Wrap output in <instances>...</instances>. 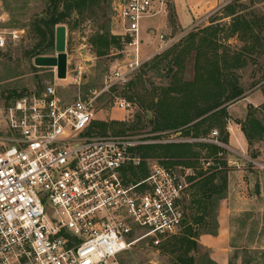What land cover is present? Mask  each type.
Masks as SVG:
<instances>
[{"label": "built area", "instance_id": "obj_1", "mask_svg": "<svg viewBox=\"0 0 264 264\" xmlns=\"http://www.w3.org/2000/svg\"><path fill=\"white\" fill-rule=\"evenodd\" d=\"M170 2L114 0L112 20L125 58L104 74L101 87L91 84L79 64L65 78L55 67L56 79L41 90L30 88L10 102L0 99V264H171L158 257L160 248L184 229L186 196L197 168L142 157L134 149L149 140L101 133L95 124L105 94L113 108H132L113 88L129 83L147 60L141 54L142 20L166 12ZM4 16L0 0V19ZM23 31L8 34L17 39ZM160 37L163 48L168 43ZM7 40L0 30V49ZM57 78L66 81L62 90L69 95ZM181 141L223 147L226 158L219 155L229 169L264 173V159L224 142L218 128ZM201 164L204 169L217 165L212 157L201 158ZM139 254L150 257L139 259Z\"/></svg>", "mask_w": 264, "mask_h": 264}, {"label": "rangeland", "instance_id": "obj_2", "mask_svg": "<svg viewBox=\"0 0 264 264\" xmlns=\"http://www.w3.org/2000/svg\"><path fill=\"white\" fill-rule=\"evenodd\" d=\"M1 1L3 6L4 2L3 0ZM8 2L11 7L15 6L14 0H8ZM113 4L114 0H92L87 6H82L80 10H75L68 20L63 23L67 31V71L72 75L75 73L76 66L83 64L91 84L97 87L102 86L104 74L119 67L120 62L125 58L126 47L124 46L123 38L120 35L119 28L112 20ZM172 4L170 2L167 10L169 19L173 11V8L171 9ZM230 4L236 5L237 13L234 15L223 18L225 15L223 7L222 13L216 11L209 16L211 23L208 25L202 23L182 30H178L176 27H171L169 30L165 29L164 34L167 36L168 44L163 48L160 46L159 50H156L158 48H156L157 43L155 44L154 39L150 41L148 36L147 39L145 37L142 40L141 44V54L143 58L147 59V62L156 54L168 51L174 44L180 42L182 45L186 43L185 39L190 33L201 35L205 31L209 35V40L204 45L205 53L211 61H215L218 64L219 72H221L219 78L224 79L225 88L229 90L232 84H237L245 89L247 95H251L247 98L229 101L226 115L216 114L203 124V126H207L209 123L216 121L214 128L221 129L223 136L230 123H238L242 130L241 122L245 121L250 105L258 108L257 116L264 122V110L261 109L264 103V0H232ZM29 6L31 9L25 16L20 15L15 10H5L3 8L5 16L0 19V30L6 31L8 36L7 45L0 49V81L6 80L8 82L4 87L27 86L34 88L37 87V84L45 85L49 81L56 79L54 66H38L35 64L36 57L30 58L27 54V51L34 46L36 38L31 34L29 25L21 27L20 24L23 21L28 23V18L33 13L43 14L46 4L44 0H30ZM161 17L162 15L159 14L143 19L142 27H144V33L147 32L146 28L148 25L154 24L153 22ZM14 29H23L24 31L19 38L10 39L8 32ZM101 32H108L113 36L119 37L123 45L121 44V47H119L116 44H112L108 53L102 56L97 55L91 44V38ZM152 51L157 52L152 55L154 53ZM196 59V51L193 50L187 59L186 68L182 74L185 80H194L197 72ZM163 65L166 66V69L161 73L148 70V67L143 65L140 70L136 71L134 79L136 84L130 89L120 88L122 92L125 90H127L126 92H131L132 98L130 99L125 95L127 93H122L123 97L132 102L130 110L125 111L116 107L113 108L111 97L105 94L99 104L95 122L108 124L111 128L108 127L107 132H113L112 128L114 127L120 128L122 122L131 126L137 125L134 130L115 134L143 136L149 140V143H152L151 140L158 139L164 140L162 141L163 143H169L184 142L181 140L194 138L192 134L187 135L182 133L181 130L167 129L151 132L153 125L146 118L145 111L147 108H144L141 102H148L153 99L156 96L155 88L159 89L162 86H167L171 81L173 75L172 66L166 60ZM176 68L177 66L173 67L174 70ZM10 69L16 70L9 73ZM6 73H9V76ZM57 82L62 90L66 81L57 78ZM217 88L218 86H212L213 90ZM62 91L64 94L69 95L66 89ZM133 95L137 96V98ZM209 99L213 100L214 98L210 97ZM262 100L263 102L258 106L253 104L260 103ZM147 110L149 117L157 114L154 108ZM209 133L205 134V136ZM262 148H264V144ZM158 160L166 163L160 159ZM228 174V193L225 198L227 199L226 205L232 210L230 216V246L227 248L228 262L229 264H264V194L258 195L255 192V185H253L254 181L260 182L262 180L264 189V173L252 168H231ZM192 192L193 188H188L186 196V218L188 222L192 221L190 216L194 214V210L189 207L192 204ZM219 209L220 203L217 210L218 214ZM185 226L186 219L183 228ZM211 228L214 229V226ZM206 230L207 227L205 225L201 226L200 233ZM199 237L196 256L201 258L203 255H209L212 258V248L203 245L199 241ZM162 245L160 248L161 256L158 257L162 261L173 264L174 255L167 250L164 251ZM193 252L191 251V253ZM262 253L263 255H261ZM137 257L141 259L150 257V255L139 254Z\"/></svg>", "mask_w": 264, "mask_h": 264}, {"label": "trees", "instance_id": "obj_3", "mask_svg": "<svg viewBox=\"0 0 264 264\" xmlns=\"http://www.w3.org/2000/svg\"><path fill=\"white\" fill-rule=\"evenodd\" d=\"M5 10L12 9L25 16L31 7L30 0H14L15 6L11 7L8 0H3ZM46 7L43 14L33 13L28 19V23L20 24L21 27L29 25L31 34L36 38L34 46L27 51L30 58L38 56H52L56 54V28L63 25L75 10H80L82 6H87L92 0H44ZM224 17L237 13L235 4H227L224 8ZM209 35L205 31L201 35L195 33L188 34L184 44H174L171 49L156 54L151 60L143 65L148 70L163 72L166 68L163 62L166 60L172 67V79L167 86L155 88L156 96L148 102H141L144 108L155 109L157 114L149 117L146 109L145 115L150 124L153 125L151 132L164 131L167 129L181 130L182 133L191 135L194 138L205 136L215 127V122L207 126L203 124L216 114L226 115L228 113V102L245 97V89L240 85L232 84L227 90L223 84L224 79L219 78V67L215 61H211L205 53L204 45L208 42ZM91 44L97 55L108 53L110 46L116 44L121 47L122 41L119 37L108 32H101L91 38ZM123 45V44H122ZM181 45V47H180ZM180 47V48H179ZM196 51L197 72L194 80H185L183 72L190 53ZM142 65V66H143ZM141 66V67H142ZM177 66L176 70L173 69ZM141 69V68H140ZM139 69V70H140ZM16 69H10L9 73ZM9 73L6 75L9 76ZM136 73L123 88L130 89L135 84ZM8 82L0 81V99L10 102L14 98L26 93L30 87H4ZM218 86L216 90L212 86ZM44 85L37 84V89L41 90ZM121 87L113 90L117 94H125L129 99L131 92H122ZM124 90V89H123ZM109 95V94H108ZM110 96V95H109ZM134 96V95H133ZM137 98V96H134ZM213 97V100L209 98ZM196 99V100H195ZM257 109L249 106L244 122H241L242 130L247 138L251 152L258 155L260 146L264 144V122L257 116ZM264 110V103L261 106ZM190 111V114H189ZM214 121V120H213ZM101 129V133H106L108 124L95 122ZM137 125H126L122 122L120 128H112L114 133H126L127 130H134ZM111 128V127H110ZM221 139L228 142V131L222 135ZM158 137V136H155ZM147 139V138H146ZM259 144V145H258ZM134 152L145 158L160 159L169 165L181 163L197 168V180L192 184V204L194 214L190 216L192 221H187L183 233L171 237L163 243V250H167L174 255L173 264H214L216 263L209 255L198 258V237L201 226H206V233L217 234L218 218L217 210L220 201L227 196L229 182V168L225 159L226 150L223 147L208 142H169V143H144L138 145ZM219 153H223L221 157ZM227 156V155H226ZM212 157L217 165L204 169L201 158ZM220 163L223 167L217 169ZM133 175H138V171L132 167ZM141 174H148L146 165L141 167ZM188 207V205H187ZM214 226V229L211 227ZM211 228V229H210ZM191 251H194L191 253ZM199 255V254H198ZM263 255V253L261 254ZM257 264V263H254Z\"/></svg>", "mask_w": 264, "mask_h": 264}, {"label": "crops", "instance_id": "obj_4", "mask_svg": "<svg viewBox=\"0 0 264 264\" xmlns=\"http://www.w3.org/2000/svg\"><path fill=\"white\" fill-rule=\"evenodd\" d=\"M231 1L232 0H171V3H173L171 5V9L173 8V11L171 12V18L169 19L167 17L168 11L162 12L160 13V15H162L161 18L156 19L153 22L154 24L148 25V27L146 28L147 32L144 33V27L141 26L142 40L145 37L147 39V36L150 41L154 39L155 44L157 43L156 48H158L156 50H159L160 46H163L165 42L163 39H161L160 35L163 34L165 40H168L167 36L164 34L165 29L169 30L171 27H176L178 28V30H182L194 27L202 23L208 25L211 23L209 21V16L215 13L216 11L222 13L223 7L225 8V6ZM158 30L159 34L157 35ZM156 52H154L152 55H154ZM248 96L251 95H247L245 93V97L243 98H247ZM262 102L263 100L260 103H252L258 106ZM227 127L230 128L232 131V133L228 137V142L235 146L241 147L252 154L251 147L249 146L244 132L240 129L239 124L230 123ZM262 145L260 146L257 156L259 158L264 159V148H262ZM261 181V194L263 195V181ZM256 183L257 182L254 181L253 185H255ZM226 200L227 199L224 198L220 201L217 234L203 232L200 234L199 237V241H201L203 245L212 248V259L218 264H229L227 257V248L230 246V216L232 210L228 205H226Z\"/></svg>", "mask_w": 264, "mask_h": 264}, {"label": "water", "instance_id": "obj_5", "mask_svg": "<svg viewBox=\"0 0 264 264\" xmlns=\"http://www.w3.org/2000/svg\"><path fill=\"white\" fill-rule=\"evenodd\" d=\"M66 26L58 25L56 28V55L38 56L35 58V64L38 66H54L57 67V76L65 78L67 76L68 55L66 52ZM255 192L261 194V184H255Z\"/></svg>", "mask_w": 264, "mask_h": 264}]
</instances>
